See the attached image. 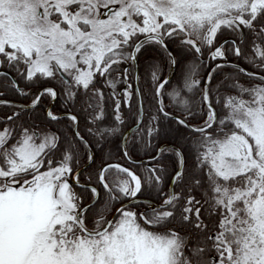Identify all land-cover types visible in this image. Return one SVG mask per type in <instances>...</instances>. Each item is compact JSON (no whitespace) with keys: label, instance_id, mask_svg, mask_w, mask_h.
Masks as SVG:
<instances>
[{"label":"snow or ice","instance_id":"6c2138e0","mask_svg":"<svg viewBox=\"0 0 264 264\" xmlns=\"http://www.w3.org/2000/svg\"><path fill=\"white\" fill-rule=\"evenodd\" d=\"M0 109V264H264V0H0Z\"/></svg>","mask_w":264,"mask_h":264},{"label":"trees","instance_id":"16d2710c","mask_svg":"<svg viewBox=\"0 0 264 264\" xmlns=\"http://www.w3.org/2000/svg\"><path fill=\"white\" fill-rule=\"evenodd\" d=\"M222 39H223V37H222ZM242 63V62H241ZM242 66H245V67H248L247 65H244L243 63H242ZM249 70H251V69H249ZM147 87H149V85L147 84V82L144 80V78H143V73H142V78H141V88L142 89H146ZM8 98H11V97H8ZM7 111V109H0V114H3L4 112H6ZM113 148H115V145H113Z\"/></svg>","mask_w":264,"mask_h":264}]
</instances>
